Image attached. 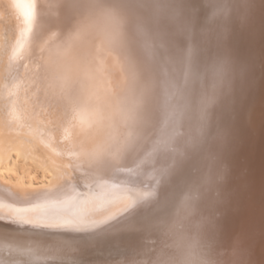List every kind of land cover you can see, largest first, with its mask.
I'll list each match as a JSON object with an SVG mask.
<instances>
[{"label":"snow or ice","instance_id":"obj_1","mask_svg":"<svg viewBox=\"0 0 264 264\" xmlns=\"http://www.w3.org/2000/svg\"><path fill=\"white\" fill-rule=\"evenodd\" d=\"M94 3L114 21L108 44L134 69L127 134L70 153L76 159L54 188L19 205L0 199V221L39 230L0 232V264H90L89 249L121 234L134 243L95 264H251L239 240L218 237L227 125L214 116L233 95L229 26L247 23L254 0ZM33 7L23 11L28 23Z\"/></svg>","mask_w":264,"mask_h":264},{"label":"bare ground","instance_id":"obj_2","mask_svg":"<svg viewBox=\"0 0 264 264\" xmlns=\"http://www.w3.org/2000/svg\"><path fill=\"white\" fill-rule=\"evenodd\" d=\"M29 3L31 23L23 18ZM246 14V24L229 26L237 71L229 109H216L214 116L222 113L227 125L218 237L226 246L239 240L251 264H264V4L254 0ZM112 20L94 0H0V199L5 203L19 205L58 185L76 159L70 153L127 134L123 111L132 99L134 69L105 38ZM27 163L35 169H24ZM17 231L39 230L0 221V232ZM48 231L50 237L74 235ZM133 243L130 236L117 235L89 249L84 259L90 264L112 259L116 248Z\"/></svg>","mask_w":264,"mask_h":264},{"label":"clouds","instance_id":"obj_3","mask_svg":"<svg viewBox=\"0 0 264 264\" xmlns=\"http://www.w3.org/2000/svg\"><path fill=\"white\" fill-rule=\"evenodd\" d=\"M101 14L103 16H111L110 13L106 9H104V8H101ZM113 26H114V21L112 20V27ZM102 144L103 143H101L100 145H102ZM97 146H95L91 151H94L97 148ZM184 258H186V259H199L201 257L200 256H185Z\"/></svg>","mask_w":264,"mask_h":264},{"label":"rangeland","instance_id":"obj_4","mask_svg":"<svg viewBox=\"0 0 264 264\" xmlns=\"http://www.w3.org/2000/svg\"><path fill=\"white\" fill-rule=\"evenodd\" d=\"M16 164L17 165L15 167L17 168L18 166H20L21 161H18V163H16ZM24 169H28V170L32 171L35 168H34V165H32L31 163H27V164L24 165Z\"/></svg>","mask_w":264,"mask_h":264}]
</instances>
